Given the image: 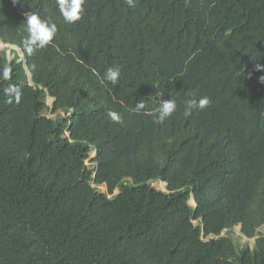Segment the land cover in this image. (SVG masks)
Segmentation results:
<instances>
[{
	"label": "trees",
	"instance_id": "trees-1",
	"mask_svg": "<svg viewBox=\"0 0 264 264\" xmlns=\"http://www.w3.org/2000/svg\"><path fill=\"white\" fill-rule=\"evenodd\" d=\"M32 14L58 31L28 54ZM0 41V264H264V0H0Z\"/></svg>",
	"mask_w": 264,
	"mask_h": 264
},
{
	"label": "clouds",
	"instance_id": "clouds-1",
	"mask_svg": "<svg viewBox=\"0 0 264 264\" xmlns=\"http://www.w3.org/2000/svg\"><path fill=\"white\" fill-rule=\"evenodd\" d=\"M137 2L138 0H125V3L129 8H134ZM83 3L84 0H56L60 14L64 18L65 22L69 24L75 23L81 19ZM25 30L27 35L23 38L22 45L28 54L33 52L34 47L38 49H45L49 47L54 41L58 31L56 23L52 22L50 19H41L36 14L27 16ZM23 58L24 55L21 57V59ZM256 70L264 71V66L257 65ZM0 77L6 81L10 80V69L4 68L2 72H0ZM120 77V69L118 67H111L106 70L101 82L104 83L107 81L112 85H116L119 82ZM261 82H264V77H261ZM4 91L8 94L6 103L12 104V97L14 95L15 103L20 104L22 93L17 89L16 85L10 84ZM210 103L211 101L207 96L201 97L198 101L193 100L189 102L188 110L185 111L184 115H191V109L193 108H198L199 111H203L210 105ZM177 107V103L174 100L165 101L162 107L159 109L160 114L155 123L163 124L166 118H171L173 114L177 112ZM143 108L144 104L140 103L137 105L136 111L138 112ZM107 115L114 122L120 121L119 114L114 111H109Z\"/></svg>",
	"mask_w": 264,
	"mask_h": 264
},
{
	"label": "rangeland",
	"instance_id": "rangeland-1",
	"mask_svg": "<svg viewBox=\"0 0 264 264\" xmlns=\"http://www.w3.org/2000/svg\"><path fill=\"white\" fill-rule=\"evenodd\" d=\"M0 51H5L7 52V56H8V59L9 60H13L16 56L18 57H22L23 56V53L20 49H18L17 47H14V46H10V45H4L3 43H1L0 41ZM12 51L14 52V55L12 54ZM48 105L51 106L52 103H53V99L52 98H49L48 101H47ZM59 115H61L62 117H64L65 115L58 112V113H53L52 111H49L47 113V116L52 118V119H56ZM88 166H91L93 165V163H91L90 161H87L86 162ZM153 186L154 188H156L157 190H160V191H163V192H166V187H161L160 183H153ZM107 190V188L103 187L101 188V192L105 193ZM119 191L116 190L114 192V195L118 194ZM194 199H191L190 201V205L191 206H195V202L193 201ZM194 202V203H193ZM195 224H197V222H195ZM259 233V236L260 235H264V228H261L259 229L258 231ZM231 237L235 240V242L237 243V245L239 247H242V246H249L251 248H254L255 246V241L257 239V237H254L252 239H248L246 237H244L241 233V227H237L235 228V230L233 231V233L231 234Z\"/></svg>",
	"mask_w": 264,
	"mask_h": 264
},
{
	"label": "built area",
	"instance_id": "built-area-1",
	"mask_svg": "<svg viewBox=\"0 0 264 264\" xmlns=\"http://www.w3.org/2000/svg\"><path fill=\"white\" fill-rule=\"evenodd\" d=\"M93 187L94 188H96L98 191H100L101 190V188H105V186L104 185H101V186H97V185H95V184H93ZM101 192V191H100ZM103 193V192H102Z\"/></svg>",
	"mask_w": 264,
	"mask_h": 264
},
{
	"label": "bare ground",
	"instance_id": "bare-ground-1",
	"mask_svg": "<svg viewBox=\"0 0 264 264\" xmlns=\"http://www.w3.org/2000/svg\"><path fill=\"white\" fill-rule=\"evenodd\" d=\"M1 43H2V42H1ZM160 185H161V187H167V185H166L165 183H162V182L160 183ZM193 201L195 202V200H193ZM194 202H193V203H194ZM195 205H196V202H195Z\"/></svg>",
	"mask_w": 264,
	"mask_h": 264
}]
</instances>
